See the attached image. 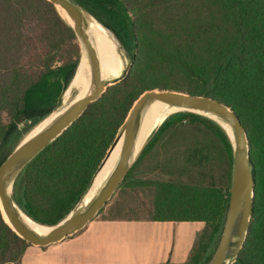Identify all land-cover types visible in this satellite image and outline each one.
Segmentation results:
<instances>
[{"label":"trees","instance_id":"obj_1","mask_svg":"<svg viewBox=\"0 0 264 264\" xmlns=\"http://www.w3.org/2000/svg\"><path fill=\"white\" fill-rule=\"evenodd\" d=\"M72 1L115 32L133 58L130 74L23 169L13 200L39 224L60 223L89 189L139 96L174 86L229 104L246 128L254 211L234 264H264V0ZM60 12L47 0H0V165L20 144L14 136L21 124L43 122L59 109L78 69L81 46ZM201 137L220 151L223 173L208 168L194 146ZM158 145L163 158L150 160ZM233 158V143L218 123L176 112L119 188L154 190L155 221L204 222L210 230L185 264H208L224 227ZM141 168L163 178L142 179ZM30 246L0 211V264H19Z\"/></svg>","mask_w":264,"mask_h":264},{"label":"water","instance_id":"obj_2","mask_svg":"<svg viewBox=\"0 0 264 264\" xmlns=\"http://www.w3.org/2000/svg\"><path fill=\"white\" fill-rule=\"evenodd\" d=\"M47 1L52 3L59 12V9L64 10L71 19L72 23H69V21L60 12L62 17L73 27L82 51L84 49L87 53L90 64L91 82L94 90L90 95L78 100L68 109L60 113L37 135L28 141L24 140L21 142L0 165V211L4 221L19 237L35 247H47L52 244L59 243L83 230L114 196L121 183L124 181L126 175L145 148L147 143L144 145L140 153L136 155V143L140 129L141 113L149 101L159 99L175 107L182 108V111L197 113L210 119L212 118L205 113L216 115L229 124L234 131L235 138L233 140L226 128L215 119H212L218 123L230 137L231 142L233 143L234 158L229 202L224 227L216 251L208 263L234 264L246 241L251 218L253 216L256 185L254 165L250 157V142L248 139V133L239 115L229 104L212 97L192 95L172 90L155 89L145 91L133 104L124 123L122 124L120 132L117 134L113 144L99 167L100 169L107 156L116 146L120 137L123 136L124 139L118 162L104 186L99 190L98 194L93 198L90 204L85 209L78 210L80 201L74 210H72L66 218L55 226H45L38 223L41 226L51 228V231L45 235L37 234L22 221L20 213L25 215L30 220L32 219L28 217L16 204L12 198V193L8 195V188L11 186L13 189L15 180L23 169L39 153L60 137L75 121H77L90 107V105L98 101L110 86H113L124 79L133 63L131 54L124 47L120 39L117 38L115 32L100 23L83 7L72 0ZM88 18L94 20L103 29L110 31L116 39L122 43L120 44L123 45L122 47L130 63L129 67L117 80L111 82H104L102 80L98 52L88 31ZM166 119L167 118H165L164 121ZM164 121H162V123ZM162 123H160V125ZM4 215L8 221L5 220ZM33 222L35 221L33 220Z\"/></svg>","mask_w":264,"mask_h":264},{"label":"crops","instance_id":"obj_3","mask_svg":"<svg viewBox=\"0 0 264 264\" xmlns=\"http://www.w3.org/2000/svg\"><path fill=\"white\" fill-rule=\"evenodd\" d=\"M200 225L207 226L204 222L155 221L153 215L105 222L79 238L47 247L30 246L19 264L186 263L194 248L189 245L193 234L188 233H195Z\"/></svg>","mask_w":264,"mask_h":264},{"label":"bare ground","instance_id":"obj_4","mask_svg":"<svg viewBox=\"0 0 264 264\" xmlns=\"http://www.w3.org/2000/svg\"><path fill=\"white\" fill-rule=\"evenodd\" d=\"M60 10L67 18L69 23H72L67 13L62 9ZM88 31L91 36L92 42L98 52L102 80L104 82H111L119 79L124 73V71L129 67L130 63L122 45L110 31L103 29L100 25H98L94 20L90 18H88ZM74 86H80L82 87V89L84 87V90L78 100L90 95L94 90L90 76V64L87 53L84 49L82 51V57L80 59L78 69L67 89L66 94H69V90H71V88H73ZM78 100H76L75 102H77ZM182 110V108L175 107L159 99L149 101L145 105L141 113L140 129L136 143V155L140 153V151L142 150L146 142L149 140L153 132L160 125V123L164 121L165 118H167L173 113L180 112ZM56 112H54L47 119L38 124L35 129L32 130L34 131L33 137L39 132H41L44 128H46L54 120V118L58 114ZM205 114L221 123L234 140V131L229 124L224 122L221 118L216 115L208 113ZM123 139L124 137L121 136L112 152L107 156V158L103 162L101 168L94 177L91 187L81 200L78 206V210L85 209L93 200V198L98 194L99 190L104 186L105 182L107 181L108 177L110 176L118 162L123 144ZM25 141L27 140L25 139ZM11 191L12 188L10 186L8 188V195L11 194ZM20 217L22 221L37 234L45 235L49 231H51L50 227L41 226L38 223L33 222V220L28 219L25 215L21 213ZM4 218L6 221H8L5 215Z\"/></svg>","mask_w":264,"mask_h":264},{"label":"rangeland","instance_id":"obj_5","mask_svg":"<svg viewBox=\"0 0 264 264\" xmlns=\"http://www.w3.org/2000/svg\"><path fill=\"white\" fill-rule=\"evenodd\" d=\"M129 74H130V70L128 74L126 75V77L122 79L119 83L123 82L128 77ZM57 77L58 75H53L50 77V79L51 81H54L57 79ZM174 88L175 87L172 86V87H163L162 89L160 88L159 89L160 90H172L173 89L172 91H174ZM83 90H84V87L82 89V87L80 86H74L73 88H71V90H69L68 92L69 94H66L67 92L66 91L64 94V99L62 100V104L56 112L58 113L57 116L63 111H65L66 109H68L76 100H78ZM41 121L42 120L28 121V122H24L23 124H21L18 132L14 136V140L21 143L25 139L27 141L31 139L33 137V132H34L32 130ZM121 127L118 133L120 132ZM159 127L157 128L155 132H153L149 140L146 142L147 144L150 142L152 137L158 131ZM210 141L207 140V137H201V140L198 139L194 146L197 147L200 150V152L203 154L204 158L210 162V164L208 165V168L211 166V170L214 171L217 175V173H221V172L223 173V164H222L221 157H220V151L215 147V143L210 142ZM7 151L8 150H6L5 152ZM155 151L157 152L155 153L154 157L150 160L157 161L156 157L158 155H159V159H162L163 158L162 155L165 152V150L162 149L160 145H158L155 148ZM139 176L142 177V179H144V177L152 178L155 180L163 178L162 176H159L156 172L153 174L148 172L145 168H141V175ZM153 213H154V190L152 189L136 190V189H129L128 187L122 188V189L119 188L114 194V196L110 199V201L106 204V206L102 209V211H100L97 214V216L83 230H81L80 232L66 239H69L72 237L74 238L82 237V235H85V233H88L90 231H95V227H99L100 224L105 223V222L130 221L133 219L137 220L139 217L140 218L150 217L153 215ZM196 228L194 230V232L196 231L195 233H193L192 231L188 233V235L193 234L192 241H190L189 245L192 244L194 248H197L200 240L202 239L205 240V236L208 234L210 230L209 227L206 226L205 228V226L203 225L197 226ZM189 240H190V236H189ZM160 264H164V263H160ZM173 264H185V262L184 263H173Z\"/></svg>","mask_w":264,"mask_h":264}]
</instances>
